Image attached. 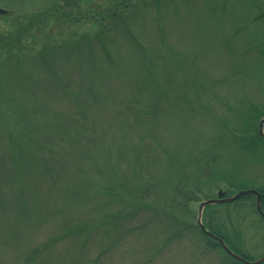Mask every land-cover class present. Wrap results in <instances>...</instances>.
Wrapping results in <instances>:
<instances>
[{"label":"rangeland","instance_id":"374dc122","mask_svg":"<svg viewBox=\"0 0 264 264\" xmlns=\"http://www.w3.org/2000/svg\"><path fill=\"white\" fill-rule=\"evenodd\" d=\"M11 1L0 0L5 44L23 17L57 0ZM116 1L78 0L76 25L48 21L11 53L0 43V264H233L195 231L199 204L228 185L200 183L189 215L167 197L214 144L209 159L234 178V194L264 189V150L250 156L232 144L252 141L245 118L264 109L255 54L264 26L237 31L203 0H134L123 18L128 30L120 20L92 21ZM22 120L32 125L22 129ZM187 143L200 149L188 164ZM186 177L177 186L191 194L198 178ZM140 187L149 192L134 203ZM253 204L209 207L202 219L219 233L216 225H230L239 236L231 243L251 262L264 257V222ZM166 212L192 226L181 241L170 242Z\"/></svg>","mask_w":264,"mask_h":264},{"label":"trees","instance_id":"16d2710c","mask_svg":"<svg viewBox=\"0 0 264 264\" xmlns=\"http://www.w3.org/2000/svg\"><path fill=\"white\" fill-rule=\"evenodd\" d=\"M49 1H51V0H49ZM233 1L235 2L237 0H203L202 3L204 5V7L209 12H211L212 14L227 16L229 20L235 21V23L237 24V27L239 26L237 31L242 30V29L246 30L245 28L241 27L240 25L247 27V30H248V27H250L251 25H254L256 27L264 26V5L259 4L255 0H238L237 4L233 5V3H234ZM6 2L7 3L10 2L9 6H11V7L14 6V4L12 3L11 0H6ZM153 2H155L157 4L158 0H154ZM161 2H162V0H161ZM193 2L194 1H192V0H180L179 5H182V3H185V5H192ZM58 3H57V1H52L48 5V7L43 9L37 15H31L28 17H23L21 19L22 24L19 25L17 23V28L15 30V33L13 36H11V38H9V41L7 44H5L2 39H0V43L2 44L1 49L7 48L6 51L8 53H11L12 52V50L10 48L11 45L15 46V45L20 44L21 41L25 37L30 39L33 36L34 31H36L37 35L43 34L44 31L46 30L45 27H46V24L48 23V21H50V24L52 22H54L55 24H60V25L62 24V25L69 26V25H76L77 23L80 22V19L83 20V18L79 19V17L74 15V12H76L75 9L72 10V9L65 8ZM114 3L115 4L111 7L112 10L110 12L106 11L104 13V15L99 14L97 16H93L92 21H94L96 24H99L100 26H102V24L104 22L110 23L113 25L116 20H120L121 22H123L122 24H123V27L125 28V30H128L127 27L129 25L126 23L127 18H126V22L123 21V18L128 16L129 11L134 8V6L136 4L135 1L134 0H117ZM173 3H174V0H172L170 4H173ZM200 3H201V1H200ZM144 8H146V6ZM187 9H189L188 6H187ZM258 23H260V24H258ZM34 28H36V30ZM260 43L262 44L263 49L258 50L255 54H256L257 58L259 59L258 64H260L261 66H264V42L261 41ZM49 51H51V50H45L44 49V53L49 52ZM104 54H107V52L105 50H104ZM237 68H239V67H237ZM226 78H228V77H226ZM145 92H146V88L143 87L139 93L141 95H143ZM160 98L163 99V101H162L163 106L168 105L167 100H170L169 96H162ZM194 105H196V104H194ZM168 106H170V104ZM170 110H172L171 106H170ZM198 110H201V108L196 107L194 109L195 118L197 117V114H198L197 112H199ZM257 112H258V114H257ZM209 113L214 116V114L211 113L210 111H209ZM144 115L147 119H152L150 114L146 113ZM263 117H264V109H263V111H260V112L257 110L256 112L253 113L252 116H248L245 118L244 124L248 121L250 123V124H247L248 130H250L251 128L254 129V133H256V135L252 139V141L249 140L250 142H248V143H232L234 149L235 148L236 149L238 148L239 150L242 149L247 154H250V156L255 155L258 151L264 150V142L259 137V135L257 133V123ZM222 123H224L223 127L226 128L227 127L226 123H228V120L222 119ZM30 125H32V123H30V122L26 125H23V120H22V122L18 123V126H20L22 129H25L27 126H30ZM248 125H250L252 127H250ZM12 131H16V130L13 129ZM232 139H233V137H232ZM185 148H188L189 150L182 152V154L184 156V159L187 160L186 163L188 164L189 161L191 160V157H193L197 152H199L200 149H198L197 143H187ZM216 148H217V144H214L211 146L210 151H208V150L203 151V157H200L198 159V161L196 162V164H198L199 166H197V167L194 166V169H191V170H188L187 168H185L183 171H181V173H180L181 177H184L178 181L179 183H181V186L183 185V180L187 179V177H186L187 174H192L194 177L198 178V180H196L198 184L195 183V185L192 186L194 189L192 190L193 192L191 194L187 193L186 190H179L178 186H177V184H179V183L175 184L174 185L175 187L170 188L173 192H171V194L167 197L168 201L170 203H172L173 206L177 202L178 206L181 208L180 210L182 212L184 211V213L186 212L187 215H189L190 212L188 211L186 204L189 205L190 204L189 202H191L190 198H192L193 196H196L200 192L199 188H196L198 185L200 187V183L206 182L207 184H209V183H211V181H212V183L214 181L223 182V183H226L228 185L227 190L225 192L226 195L230 196V195L234 194V190L236 188V184H234V181H233L234 178L228 177V176L222 174V172L220 170L219 163L214 162L212 159H209V156H213L212 152H214L216 150ZM236 153L239 154L237 151H236ZM205 160L211 166L210 170L205 171L206 169L202 166V164L205 162ZM179 172L176 171L174 174L178 175ZM183 189H186V185L183 186ZM256 191H258L259 195L261 196V208L264 212V195L262 194L264 192V189H257ZM146 192L148 193L149 190L145 187H140L137 190L135 189V190H133V197H131L130 199L132 201H135L134 203H138L136 201L142 200L146 196ZM124 198H125V196L123 197V201H125ZM128 199H126V201ZM241 199L242 200H250L252 198L243 197ZM252 200H254V199H252ZM253 206L255 209V204H253ZM225 207L227 208V206H225ZM131 208L136 209V205L131 206ZM226 214H228V221L230 223V219H229L230 213L228 212ZM163 216L165 217V219L168 223L166 225L168 227L169 235H172L170 242H174V241H178V240L181 241V238L183 236H186L187 232L189 233L192 231L191 225H189L186 228L181 227V220L178 219L176 214L174 215V213L166 212V214H164ZM203 216H204L203 218L205 221L207 218V215L205 214V212H204ZM209 218H211V216H209ZM260 220H261V222H264L262 219H260ZM216 226L219 228L221 233L216 231L215 228L213 226H211L210 223L205 224V228L208 229V231L211 232L213 235H215L216 237L221 239L234 254L238 255L239 257L243 258L246 261H249L247 259L246 255L242 254V252H240V250L237 247H235L236 245H234L230 241L231 235H232V237L237 236V238H238L239 237L238 233L236 235L234 234V231L232 233V230L230 229V225H227V227H224V226L220 227L219 225H216ZM196 228H197V225H196ZM227 228H228V230H226ZM232 229H234V228H232ZM195 231L196 232L198 231L197 232L198 236L200 235L202 237V239L206 242V245L208 247H214L215 249H217L218 251L223 253L221 248L218 245H215L211 241H209L201 233V231H199V229L195 230ZM207 246H205V247H207ZM223 255L225 257H227L229 260H231L233 262V264H240V263L232 260L231 258H229L224 253H223Z\"/></svg>","mask_w":264,"mask_h":264},{"label":"water","instance_id":"95a60500","mask_svg":"<svg viewBox=\"0 0 264 264\" xmlns=\"http://www.w3.org/2000/svg\"><path fill=\"white\" fill-rule=\"evenodd\" d=\"M59 1L64 6L71 8V9H74L78 6L77 0H59ZM263 126H264V118L258 124V134L264 140ZM244 196H251L255 199V210H256L257 214L259 215V217L264 221V213L261 209V198L256 191L250 190V191L238 192L234 196H231V197H228L225 199L223 198L224 193H222V191H218L217 195H216V199H210V200L204 201L199 205L198 211H197L196 223H197V226L199 227L200 231L202 232V234L205 237H207L208 239H210L211 241H213L214 243H216L222 249V251L228 257L233 259L234 261L239 262L241 264H264V257L258 261H255V262H247L243 258L234 254L233 252H231L226 247V245L223 243V241H221L220 239H218L214 235L210 234L207 230H205L204 226L201 223L202 214H203V211L205 208L210 207V206H219V205L231 204V203L237 201L238 199H240L241 197H244Z\"/></svg>","mask_w":264,"mask_h":264}]
</instances>
